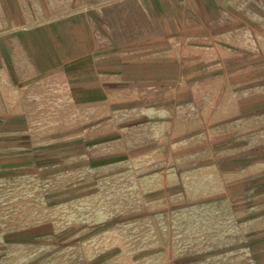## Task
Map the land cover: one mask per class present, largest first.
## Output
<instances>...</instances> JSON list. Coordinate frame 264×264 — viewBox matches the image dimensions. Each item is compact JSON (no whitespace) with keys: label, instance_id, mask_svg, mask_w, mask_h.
<instances>
[{"label":"crops","instance_id":"0c3cea01","mask_svg":"<svg viewBox=\"0 0 264 264\" xmlns=\"http://www.w3.org/2000/svg\"><path fill=\"white\" fill-rule=\"evenodd\" d=\"M45 80L101 132L194 136L215 156L197 171L240 185L233 227L264 230V0H0V183L33 160L23 122Z\"/></svg>","mask_w":264,"mask_h":264},{"label":"rangeland","instance_id":"374dc122","mask_svg":"<svg viewBox=\"0 0 264 264\" xmlns=\"http://www.w3.org/2000/svg\"><path fill=\"white\" fill-rule=\"evenodd\" d=\"M55 84L29 100L23 123L33 130L22 138L33 160L0 183V264H264V230H238L243 217L228 214L240 185L197 171L212 151L128 121L113 135L98 129L106 121L66 118ZM37 226L44 233L33 235Z\"/></svg>","mask_w":264,"mask_h":264}]
</instances>
